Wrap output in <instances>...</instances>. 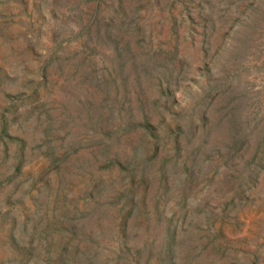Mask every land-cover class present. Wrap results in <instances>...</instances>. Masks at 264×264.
I'll list each match as a JSON object with an SVG mask.
<instances>
[{"label":"rangeland","instance_id":"374dc122","mask_svg":"<svg viewBox=\"0 0 264 264\" xmlns=\"http://www.w3.org/2000/svg\"><path fill=\"white\" fill-rule=\"evenodd\" d=\"M0 264H264V0H0Z\"/></svg>","mask_w":264,"mask_h":264}]
</instances>
